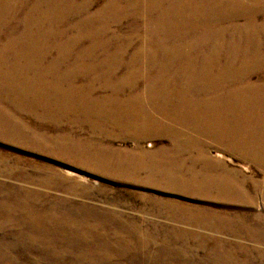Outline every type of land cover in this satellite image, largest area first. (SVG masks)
I'll return each mask as SVG.
<instances>
[{"label": "bare ground", "instance_id": "obj_1", "mask_svg": "<svg viewBox=\"0 0 264 264\" xmlns=\"http://www.w3.org/2000/svg\"><path fill=\"white\" fill-rule=\"evenodd\" d=\"M92 5L0 0V135H20L31 123L42 127L36 119L84 121L98 135L132 140L138 150H103L99 172L220 199L221 206H252L264 197V0H104L90 12ZM102 55L103 61L95 59ZM22 113L36 119L26 122ZM145 137L167 141L150 149L139 144ZM213 146L252 163L261 178L229 166L221 153L209 152ZM3 159L0 175L16 185L0 183V226L11 228L15 241H41L42 264H106L113 251L121 252L116 248L149 253L155 246L131 238L168 236L164 228L144 230L120 218L113 229V208L69 202L84 197L72 179L58 172L34 178ZM53 194L58 199L47 204ZM189 205H172L180 212L177 221L208 230L205 236L190 233L213 241L216 259L231 264L226 255L233 245L225 247L227 238L217 229L235 226L240 232L232 236L254 240L250 249L236 244L242 263L250 264V255L264 261V215L252 222ZM1 240L0 264H15L7 251L11 244ZM47 243L62 249L49 250Z\"/></svg>", "mask_w": 264, "mask_h": 264}, {"label": "rangeland", "instance_id": "obj_2", "mask_svg": "<svg viewBox=\"0 0 264 264\" xmlns=\"http://www.w3.org/2000/svg\"><path fill=\"white\" fill-rule=\"evenodd\" d=\"M103 1L104 0H92L93 5L90 8V12L99 8ZM240 21L241 20H239V22ZM91 24L95 26L97 25V21L93 20ZM104 57L106 56H95V59L103 61ZM86 63L89 67L94 66L91 60H88ZM107 63L108 61L106 60V65ZM64 68L62 64L59 66L60 71H63ZM80 78L81 75L79 72V76L76 77L77 81ZM251 79L256 81L257 78L256 76H252ZM110 80H113V76L110 77ZM90 86L93 87V84L89 85V89ZM98 86V84L97 87L94 85L95 89H98ZM90 95H93L91 91ZM22 114L27 115L26 117L28 118L25 117L26 122L31 123L32 118L36 119L31 113ZM36 120L41 122L43 126L38 127L37 124L31 123L23 129L20 135H11L12 138H9L10 135L8 134H6L5 137L0 135V159L4 158L3 160L8 164L13 165L12 167H14L16 172L25 170L33 175L34 178L36 176H51L55 172H58L65 178L72 179L73 187L84 197L76 196V200L70 199L69 202L73 201L71 204H89L97 207L101 205L113 208V218H115L113 219V229L117 227V222L115 221L120 218L122 224L129 223L130 225H137L138 227L142 226L144 230L150 228L153 231H162L164 228L166 230L165 232H168L167 237L154 236L146 239L131 238L132 240H128V242H147L153 243L155 246L149 248V251L151 250L149 252L150 254L142 251L137 252L133 250L130 251V249L116 248L117 252L119 250L121 252L118 254L113 251V258L104 259L106 264H115L119 262V260H122L125 264H133V262L134 264H140V262L141 264H167V262L168 264H227L226 262L216 259L215 254L211 253L210 245L213 241H201L202 237H196V235L199 234L192 235L190 233V231H193L201 235L204 234L203 236H205L208 234V230H193V228H191L192 226L190 227L188 223L177 221L180 212L177 209L175 211V206L172 205L200 204L210 207L212 210H216L222 215H245L250 218L252 222L256 221L254 218L264 215V209L261 206V203H264V197L261 196L255 199V203L252 206H244L237 203H228L221 206L218 202L220 199L184 194L179 191L163 188L160 185H151L148 182L143 183L133 180L124 181L117 177H113V173L106 174L99 172L96 167L102 163L101 153L103 150L123 146L126 148L132 147L131 149L138 152V150L133 147V141L117 139V137H113V134L109 136L98 135L100 134L98 130L96 129L95 132L91 131L88 124L84 121H77L76 124H68ZM166 141L167 139L165 137L160 139L156 137H145L139 141V144L145 148L151 149L159 143H166ZM215 151L221 153V158H223L229 166L238 168L245 173H253L252 175L255 178H261L262 171H259L252 163L241 160L214 146L209 149L211 154H216ZM91 156H93L94 161H90L89 158ZM14 182H16V179L4 176L1 177L0 175V183L3 185H16ZM18 182L20 184L23 183L19 180ZM34 183H30L31 187L36 186ZM42 188L48 192L44 187H37V189L45 193ZM6 190L5 188L4 191ZM58 197V194L47 195L45 202L50 204L56 201ZM161 201H163V204ZM68 204L69 203H67V205ZM174 216L175 220L173 218ZM246 229L250 230L248 227H246ZM178 230H181L185 236L178 233ZM217 230L218 234L226 236L227 238L222 241L219 239L225 247L233 245L228 248L231 252L226 255L230 261L232 260L231 264H243V253L241 254L239 246L236 244H243L250 249L252 244H254V240L232 236L231 234L234 232H240L235 226L218 228ZM13 235H15V233L11 228H2L0 226V239H5L1 240V242L7 241L11 244V248L7 251L10 254V259H13L15 264L43 263L39 261V259L43 257L38 256L40 251L38 245L41 247V241H15ZM113 241H115V239H113ZM4 244L7 245V243ZM168 244L174 247H165V245ZM47 247L49 250L54 248L57 250L62 249L61 244L54 243H47ZM154 255H156V257ZM221 258H223V256ZM98 261L103 263L102 259H98ZM247 263L264 264V261L260 260L258 256L250 255L249 258H247Z\"/></svg>", "mask_w": 264, "mask_h": 264}]
</instances>
